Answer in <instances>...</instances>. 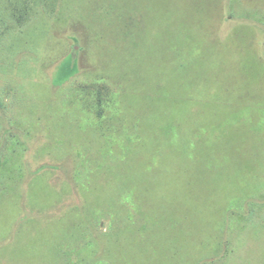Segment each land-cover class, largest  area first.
<instances>
[{
  "label": "rangeland",
  "instance_id": "rangeland-1",
  "mask_svg": "<svg viewBox=\"0 0 264 264\" xmlns=\"http://www.w3.org/2000/svg\"><path fill=\"white\" fill-rule=\"evenodd\" d=\"M0 264H264V0H0Z\"/></svg>",
  "mask_w": 264,
  "mask_h": 264
}]
</instances>
